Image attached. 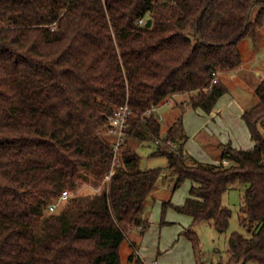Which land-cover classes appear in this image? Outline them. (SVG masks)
Segmentation results:
<instances>
[{
  "label": "trees",
  "instance_id": "obj_1",
  "mask_svg": "<svg viewBox=\"0 0 264 264\" xmlns=\"http://www.w3.org/2000/svg\"><path fill=\"white\" fill-rule=\"evenodd\" d=\"M263 26L264 0H0V264H123L126 232L145 229V203L166 172L173 190L191 183L183 205L162 207L190 217L181 235L195 250L192 228L225 232L223 195L244 185L240 223L251 236L231 233L228 260L214 264H264V79L242 114L252 149L227 143L219 164L203 163L178 132L185 108L210 113L228 92L212 73L237 69L240 42ZM179 94L192 95L162 138L145 112ZM125 105L132 114L114 165L102 133ZM132 138L155 141L151 156L167 167L142 170ZM83 181L102 188L44 216Z\"/></svg>",
  "mask_w": 264,
  "mask_h": 264
},
{
  "label": "rangeland",
  "instance_id": "obj_2",
  "mask_svg": "<svg viewBox=\"0 0 264 264\" xmlns=\"http://www.w3.org/2000/svg\"><path fill=\"white\" fill-rule=\"evenodd\" d=\"M258 8L255 7L251 13V20H254ZM150 19V18H149ZM148 20V19H147ZM146 20L140 22L145 24ZM239 50L242 56L241 65L238 67V72L231 73L222 72L218 74V78L226 86L228 92L223 95L218 102V106L228 101L234 102L243 112L251 109L258 103L256 89L259 83L264 79V26L261 28L256 38L251 35L243 39L239 44ZM258 71L260 74H257ZM192 94H185L177 100H184L183 104L189 102ZM169 106L174 105V102H168ZM165 106L159 110L158 115L164 117L163 124L170 122L172 114L169 107ZM158 108V107H157ZM155 116L157 113L152 112ZM179 113V114H178ZM176 118L180 115V109L176 111ZM158 118V117H157ZM162 124V125H163ZM264 135V129L262 128ZM164 135V134H163ZM166 136V135H165ZM165 136H162L165 137ZM102 138L106 141L115 142L116 137L109 131V126L102 133ZM205 138L200 135L197 139ZM195 140L198 144V140ZM194 141V142H195ZM130 148L142 157L141 169H158L166 168L168 165L167 158L151 156L157 148V144L152 139L139 140L131 139L129 142ZM206 157L197 156L198 160L203 163H217L220 161L222 152L219 148H212V144L206 146ZM249 150L252 148H244ZM189 162V161H188ZM191 163V162H189ZM219 164V163H218ZM175 178L170 172H166L157 182L153 192L148 197L144 206V226L145 229L139 231L136 227L132 233L137 237V234H144V241L138 245L140 251L150 257V261L156 260L157 264H214L220 260L227 261L229 258V237L231 233L238 232L245 237H250L251 233L241 225L240 212L243 208V197L246 187L240 184L231 185L228 191L223 195L222 206L227 208L230 213L229 226L225 232L219 233L209 222H201L192 228L199 241V249L195 250L191 243L181 234L190 227V217L177 212L175 209L168 207L163 211V203L170 201L175 206L184 204L188 197V192L191 186L189 181H185L179 188L173 190L172 182ZM106 181L102 184L104 185ZM102 186V185H101ZM102 187L97 188L91 182H81L74 190L67 189L69 197L61 202L58 208L53 213L60 212L71 197L84 198L99 193ZM48 208L44 210V216L53 214ZM140 232V233H139ZM128 231L126 232V234ZM134 237L135 239H137ZM131 249L129 242L124 241L120 248V256L123 264H133L129 260ZM245 264H255L247 261Z\"/></svg>",
  "mask_w": 264,
  "mask_h": 264
},
{
  "label": "crops",
  "instance_id": "obj_3",
  "mask_svg": "<svg viewBox=\"0 0 264 264\" xmlns=\"http://www.w3.org/2000/svg\"><path fill=\"white\" fill-rule=\"evenodd\" d=\"M237 69L232 70L230 72L232 74L236 73L238 72ZM256 72L257 74H260L258 71ZM183 95L185 94L175 95L168 101V102L171 101L174 102V105L169 106L168 102H166L165 104L159 106L155 110V112L157 113V117L162 126V132L164 133L163 136L166 135L167 129L170 128L176 122L177 118L180 116L179 115L176 118L177 116L176 111L178 108L180 109L179 105L183 104L184 100L178 101L177 99L182 97ZM218 102L216 103L215 107L210 113H205L199 108L198 109L185 108V111L182 114V123H181V127L178 128L179 129L178 132L180 134L182 133L187 136L184 145L185 151L196 161L198 160L197 156H201V155L205 157L207 156L205 155L206 153L205 151L207 150L206 146L207 145L209 146L210 143L212 144V148L214 149L218 148V146L220 145H224L227 143H230L235 149L253 148L254 146V143L250 139V134L247 129V126L245 125L242 119V114L244 113L243 110L232 101L223 103V105L220 107L218 106ZM167 105L170 109V114H172L173 119H171L170 122H167V124L164 125L163 124L164 117L161 118V116L158 115V112ZM200 135H204L205 138H203V140H201V138L197 139ZM196 139L198 140V144L195 141ZM218 163L219 162L209 163V164H218ZM143 217H144V209H143ZM134 228H131L128 231L125 239L129 242V246L131 249L130 254H134L135 256L132 259L129 258V260L133 264H138L137 260L140 261L139 264H152L153 262L157 264L156 260L151 262L150 257H148L147 254L145 255V253L140 251L139 245L142 244V242L145 239V236L143 237L144 234H141L139 232L140 234H137L138 236L136 237L132 233V230ZM137 228L139 229V231L142 230V228L140 227ZM134 237H136L137 239H135ZM136 241L138 242L137 244H139L138 248H136L137 247L135 243ZM136 252H138L139 254L138 256L136 255Z\"/></svg>",
  "mask_w": 264,
  "mask_h": 264
},
{
  "label": "built area",
  "instance_id": "obj_4",
  "mask_svg": "<svg viewBox=\"0 0 264 264\" xmlns=\"http://www.w3.org/2000/svg\"><path fill=\"white\" fill-rule=\"evenodd\" d=\"M213 79L211 85H215L218 82V73L213 72L212 73ZM157 108H153L150 110H147L145 112L146 115H150L153 111H155ZM132 114L131 108L129 106L125 105L120 107L112 116L108 117V123H109V131L116 137L113 147V164L115 165L118 162V157L120 153V146L123 143V139L125 136V131L127 129V120L128 117ZM224 164L227 163V161H223ZM112 172L107 176L106 181H109L111 178ZM69 197L68 191H63L59 198L52 204L48 206L49 212H55L58 208V205L67 200ZM136 255L138 256V252H136ZM152 264H156L153 262Z\"/></svg>",
  "mask_w": 264,
  "mask_h": 264
},
{
  "label": "water",
  "instance_id": "obj_5",
  "mask_svg": "<svg viewBox=\"0 0 264 264\" xmlns=\"http://www.w3.org/2000/svg\"><path fill=\"white\" fill-rule=\"evenodd\" d=\"M145 26L148 27V28L151 26V19H148L146 21Z\"/></svg>",
  "mask_w": 264,
  "mask_h": 264
}]
</instances>
